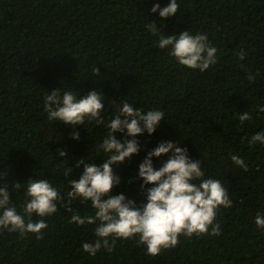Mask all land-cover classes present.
<instances>
[{
    "label": "trees",
    "instance_id": "obj_1",
    "mask_svg": "<svg viewBox=\"0 0 264 264\" xmlns=\"http://www.w3.org/2000/svg\"><path fill=\"white\" fill-rule=\"evenodd\" d=\"M177 2V12L161 18L151 7L167 0H0V170H8L3 179L18 209L30 177L48 178L67 198L68 181L83 170L75 162L101 163L95 144L106 129L48 121L43 96L56 88L99 89L104 117L122 101L165 112L155 133L140 137L139 154L116 170L121 183L112 192L142 201L137 166L159 141L171 139L228 188L233 204L217 215L221 234L180 237L175 248L156 256L135 240H117L111 253L89 257L81 241L94 239L93 226L70 223L72 213L58 202V211L44 218L41 237L0 230V264H264V229L254 223L264 214V145L247 143L264 129L258 110L264 106V0ZM149 22L167 35L185 29L207 34L218 49L217 63L204 72L180 66L157 46ZM241 48L244 60L236 55ZM95 66L100 75L93 77ZM243 111L252 120L241 125L237 114ZM231 154L244 157L247 171ZM166 158H154L155 166ZM71 207L92 212L78 200Z\"/></svg>",
    "mask_w": 264,
    "mask_h": 264
},
{
    "label": "clouds",
    "instance_id": "obj_2",
    "mask_svg": "<svg viewBox=\"0 0 264 264\" xmlns=\"http://www.w3.org/2000/svg\"><path fill=\"white\" fill-rule=\"evenodd\" d=\"M178 8L177 0H167L163 7L154 3L151 12L168 18ZM147 28L157 37V46L182 67L204 72L219 59L217 47L205 33L185 29L167 35L154 22H149ZM236 55L244 60L247 53L241 48ZM91 73L93 77L99 76V68L93 67ZM247 79L252 82L255 76L248 73ZM105 101L99 89L79 93L72 88L63 91L56 88L44 94L43 110L48 121L62 122L72 129L95 122L106 129L95 144L97 153H102L103 158L99 164L90 162L95 159L84 157L75 162L83 170L78 179L68 181L67 198L48 178L30 177L23 189L25 199L19 209L3 179L8 170H0V230L22 236L34 233L41 237L42 230L48 227L44 218L52 217L58 211V202H63L65 209L72 213L70 223L77 227L93 226L94 239L81 241V248L89 257H95L101 250L111 253L117 240H135L147 254L156 256L175 248L180 237L219 236L221 225L217 215L222 208H230L233 204L228 188L221 179L206 175L202 160L192 158L187 147L179 146L176 141H159L138 164L135 179L141 181L142 201L138 203L124 192H112L121 183L116 170L139 154L140 137L155 133L160 122L165 120V112L160 108H134V103L122 101L113 102L114 110L104 117ZM258 110L264 111V106H258ZM237 115L241 125L252 120L250 111ZM72 138L79 140V132L73 131ZM247 143L264 145V129L251 135ZM58 152L61 157L66 155L63 149ZM163 156L167 158L160 161L159 167L155 166L154 158ZM230 159L247 171L248 164L243 156L231 154ZM13 188L19 189L20 183ZM76 200L89 204L92 212L81 214L73 209L71 204ZM34 215L40 219L34 221ZM254 223L257 228L264 229V214L257 213Z\"/></svg>",
    "mask_w": 264,
    "mask_h": 264
}]
</instances>
